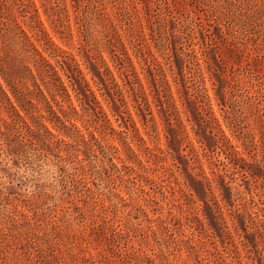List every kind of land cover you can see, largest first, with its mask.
<instances>
[{
    "label": "rangeland",
    "instance_id": "1",
    "mask_svg": "<svg viewBox=\"0 0 264 264\" xmlns=\"http://www.w3.org/2000/svg\"><path fill=\"white\" fill-rule=\"evenodd\" d=\"M86 1L33 0L38 16L54 42L74 54L76 47L79 46L76 42L78 26L74 23L71 5L77 6L79 10L80 5ZM118 1L129 4L128 18L132 20V27L137 30L136 33L140 26L145 27L147 31V24L156 32L159 21H166L169 29L175 30L181 23H186V20L199 19L209 28L215 37V44L209 45L210 41L203 36V31L201 34L196 31L198 44L193 45L192 48L204 50L206 62L199 60L200 70L204 75V85L211 97L213 111L218 116L226 135L231 137L232 143H238L219 114L210 80L227 91L225 96L229 95L231 107L229 118L237 122L243 131L250 132L255 140L261 139L262 146L255 151L252 158H248L250 163L245 165L247 170H233L228 165L223 167L218 161L224 160V153L220 148L207 151L209 155L203 157L196 141V138L202 137L210 149L214 147L212 139L204 134L208 124L205 122L199 125L193 124L194 128H191V124L184 121L185 137L182 139L167 124L168 121H173L172 116L168 118L155 99L156 105L151 103L152 116L156 122L155 131L148 126L150 124L144 125L146 128L143 127L140 117L135 114L130 104L129 109L146 145L168 149L180 166L177 169L169 160L170 166L166 170V175L163 176L160 171L157 173L161 179L160 186L138 179L132 171L116 173L110 171L108 167L101 169L102 171L92 170L90 175L83 176L82 181L75 182L71 180L73 176H67L69 172L74 171L72 168L67 169L69 163L61 162L48 152L36 160L35 157L39 152L37 146H35L34 158H0V188L3 197L0 212L5 214L13 212L12 216L18 219L16 227L10 225L9 219L5 222L1 220L0 227L3 231L0 235V264H196L193 255L184 245L180 244V250H176V241L168 239L169 236L165 235L164 231L160 230L154 234V229L147 227L149 223L142 209H146L148 216L155 218L161 213L160 210L168 207L167 202L174 204L175 215L183 217L185 214L197 212L200 217H204L202 223L208 229L206 235H201L202 242L197 245L204 264H264V123H262L264 121V0ZM104 2L109 6L111 0ZM3 3L4 15L12 19L17 13L16 6L13 5L12 0H4ZM159 4L167 7L165 13L158 8ZM47 14L52 17L55 24ZM78 14L82 17L80 10ZM55 19H61L63 25L68 27L72 33L71 39H60L53 31V25L59 24V20ZM90 25L92 32L89 38L90 44L86 45L83 41L81 49L87 52L92 46L102 53L111 66L103 46L100 25L94 21ZM23 27L26 28L25 25ZM174 33L175 36L172 38L174 41L186 39L181 32L175 30ZM231 43H238L240 52H237ZM152 51L160 59L154 47ZM128 52L136 71L140 72L141 68L134 52L130 48ZM88 54L92 53L89 51ZM76 58L79 62L86 61L81 54L80 56L76 54ZM177 63L183 65L182 61ZM246 63L258 71L255 76L240 71ZM81 67L92 89L95 90L90 80L92 70L85 69L83 64ZM234 68L239 70L236 69L231 73ZM192 69L195 70L194 67ZM139 75L148 92L143 74ZM166 77L170 80V74ZM198 77L199 74L194 72V78L198 79ZM148 83L150 85V82ZM170 89L175 97L172 83ZM246 93L252 98H246ZM97 95L102 101L98 93ZM148 98L150 101L153 100L151 95H148ZM72 101L76 104L74 98ZM183 103L184 109L194 115L193 103L186 100H183ZM103 106L107 110L106 105ZM176 106L182 111L179 101ZM180 115L184 120V114L181 112ZM108 116L112 125L118 128L113 117L110 114ZM76 123L82 127L80 120ZM146 130L150 134H146ZM127 141H130L129 145L138 153L137 140L133 138ZM102 143L106 146L111 143L116 145L117 150L110 151L114 162L119 164L117 157L126 159L117 138H108ZM191 147L196 149L197 154L193 155L194 165L201 167L212 180L211 186L203 191L199 185L194 184L197 189L193 197L195 201L181 194L182 190H186L183 181L192 183L190 176L194 175V171L190 170L193 159L188 156L186 158L189 159L184 161L179 155L188 153ZM59 154L63 155V152ZM99 157L102 158L100 155ZM125 163L134 168L138 167L131 160H126ZM74 165L80 167L81 163L76 162ZM63 167L66 170L61 171ZM195 170L198 168L196 167ZM168 184H171L173 189L169 190ZM160 191L167 196L166 199ZM148 197L154 198L158 203L152 202L146 207L147 202L144 198ZM214 198L218 201L222 199L219 209L213 203ZM128 213L130 216L127 215ZM219 213L226 218L227 225L222 223ZM248 214H259L260 220L258 219L256 227L244 226V224L249 225ZM0 216L2 217L3 214L0 213ZM99 216L114 223L113 227L106 230L105 226L92 225L91 220ZM128 216L132 226L125 222ZM214 216L217 219H214ZM226 232H230L232 236L229 237ZM172 233L178 240L189 231L186 225L176 224ZM160 251L166 255L168 263L158 255H154ZM144 254L150 255L152 261H142Z\"/></svg>",
    "mask_w": 264,
    "mask_h": 264
},
{
    "label": "trees",
    "instance_id": "2",
    "mask_svg": "<svg viewBox=\"0 0 264 264\" xmlns=\"http://www.w3.org/2000/svg\"><path fill=\"white\" fill-rule=\"evenodd\" d=\"M3 1L0 0L1 159L34 158L35 146H37L39 152L35 157L36 160L48 152L61 162L69 163L67 169L72 168L74 171L69 172L67 176H73L71 180L75 182L82 181L83 176L90 175L92 170L102 171L101 169L108 167L110 171L116 173L132 171L138 179L160 186L161 179L157 173L160 171L163 176L166 175V170L170 166L169 160L177 169L180 166L168 149L146 145L129 109L130 104L135 114L140 117L143 127L150 124L148 126L152 131H155L156 122L151 111V103L156 105L155 99L161 105L165 115L168 118L172 116L173 121H168L167 124L182 139L185 137L184 121L191 124V128H194L193 124L207 123L208 128L204 134L212 139L214 147L210 149L202 137L196 138V141L203 157L209 155L207 151L220 148L224 153V160L218 161L223 167L228 165L233 170L245 171L247 170L245 165L250 163L248 158H252L255 151L261 148V139L255 140L250 132L243 131L237 122L229 118L231 108L229 95L225 96L227 91L210 80L219 114L238 143H232L231 137L226 135L218 116L213 111L211 97L204 85V75L200 70L199 60L206 62L205 53L202 48L198 50L192 48L193 45L198 44L195 36L196 31L200 34L203 31V36L210 41L209 45L215 44L213 33L202 24L201 20L190 19L177 26L175 30L185 35L183 37L186 39L174 41L172 38L175 36V30H170L166 21H159L156 32L147 24V31H145V27L140 26L136 33L137 30L132 27V20L128 18L127 7L129 4H124L122 1L111 0L110 5L107 6L104 0H87L80 5L79 10L82 17L78 14L77 6L71 5L74 23L78 26L76 42L79 46L76 47V54L79 56L81 54L86 58V61L79 62L76 54L61 48L54 42L38 16V10L36 6L34 7L33 0H12L17 11L12 19L4 15ZM158 8L163 13L167 11V7L164 5L159 4ZM64 9L68 11L66 8ZM47 15L49 17V14ZM50 20L55 24L52 17ZM55 20H59L58 25H53V31L58 37L63 40L71 39L72 33L68 27L63 25L61 19ZM92 21L101 27L103 46L112 68L99 50L97 51L91 46L89 51L92 54H88L89 51L81 49L83 41L86 45L90 44ZM231 44L237 52H240L238 43ZM152 47L160 59L154 55ZM129 48L134 52L133 54L140 65V72L136 71L128 52ZM143 48L145 51L142 50ZM178 61H182L183 65H179ZM81 64L85 69L92 70L90 80L102 101L98 99L96 91L92 89ZM236 69L231 70V73H234ZM240 71L249 76H255L258 72L248 63ZM194 72L199 74L198 79L194 78ZM139 74H143L148 92ZM168 74H170V80L166 77ZM171 83L175 89V97L170 89ZM148 95L152 96V101L149 100ZM245 97L252 98L248 93ZM72 98L75 99L76 104L73 103ZM183 100L193 103L194 115L189 113L191 111L184 109ZM177 101H179L182 111L176 106ZM103 104L106 105L108 112ZM181 112L185 116L184 120L181 118ZM108 114L117 122L118 128L112 125ZM77 120L82 122V127L77 125ZM145 133L150 134L148 130ZM108 138H117L124 150L126 159L117 157L119 164L113 161V156L110 153L112 149L117 150L116 145L111 143L106 146L102 143ZM133 138L138 142V153L129 145L130 141H127ZM60 152H63V155H60ZM193 155H197L196 149L191 147L188 153L179 156L184 161L189 158L193 159L190 170L194 171V175L190 176L191 174L187 171L192 183L184 180L182 184L185 185L186 190H182L181 194L189 200L195 201L193 197L197 193V189L194 184L199 185L203 191L211 186L212 180L201 167L194 165ZM188 156L189 158H186ZM126 160L134 161L138 167L134 168L125 163ZM76 162L81 163V166L74 165ZM196 167L198 170H195ZM60 170L63 171L66 168L63 167ZM211 173L215 174L214 171ZM59 176L62 177V175ZM167 187L169 190L173 189L171 184H168ZM1 191L0 188V205L3 201ZM146 194L150 195L148 192ZM160 194L164 199L167 198L162 191ZM75 197L81 198L77 195ZM119 199L123 201L122 198ZM144 199L147 202L146 207L152 202H157L152 197ZM220 200L214 198L213 203L217 209L220 208ZM166 204L168 207L160 210L161 213L155 218L148 216L146 209H142L149 223L148 229H154V234L160 230L164 231L165 235L169 236L168 239L176 241V250H180V244H182L193 255L196 264H204L197 246L203 240L201 235H206V229H208L202 223L204 217H200L197 212L185 214L183 217L175 215L173 213L174 204H168V202ZM0 213L3 214L2 217L0 216L2 218L0 224L1 220L5 222L6 219H9L10 225L17 226L18 219L12 216L13 212L11 214ZM127 215L130 216L129 213ZM129 216L126 217L125 222L132 226ZM219 216L222 223L227 225V220L222 213H219ZM214 219L217 218L214 216ZM258 219L260 220L259 214H248L249 225L244 224V226L256 227ZM91 224L105 226L106 230L114 225L102 216L93 218ZM176 224L186 225L189 231L178 240L172 233ZM2 231V227H0V235ZM226 235L232 236L230 232H226ZM154 255H158L168 263L166 255H163L162 251ZM142 261L150 262L152 257L144 254Z\"/></svg>",
    "mask_w": 264,
    "mask_h": 264
}]
</instances>
